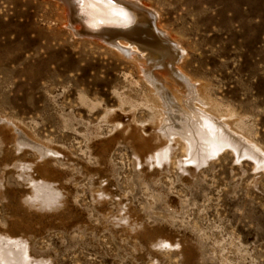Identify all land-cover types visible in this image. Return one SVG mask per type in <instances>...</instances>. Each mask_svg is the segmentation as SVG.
<instances>
[{
    "label": "rangeland",
    "instance_id": "obj_1",
    "mask_svg": "<svg viewBox=\"0 0 264 264\" xmlns=\"http://www.w3.org/2000/svg\"><path fill=\"white\" fill-rule=\"evenodd\" d=\"M133 1L258 157L190 163L175 136L157 159L166 106L145 58L77 34L60 0H0V235L41 264H264V0Z\"/></svg>",
    "mask_w": 264,
    "mask_h": 264
},
{
    "label": "bare ground",
    "instance_id": "obj_2",
    "mask_svg": "<svg viewBox=\"0 0 264 264\" xmlns=\"http://www.w3.org/2000/svg\"><path fill=\"white\" fill-rule=\"evenodd\" d=\"M60 1L73 31L96 36L126 54L145 58L147 68L142 69L143 75L166 106L161 124L166 146L156 154L157 159L167 157V141L173 140L175 136L185 141L189 154L186 161L190 163L204 162L227 146L233 148L238 155L257 156L254 148L245 145L241 141L243 139L229 132L228 123L221 122L210 114L205 97L200 94L203 87H199V82L182 69V65L186 63V49L169 32L159 29V14H152L155 10L151 12L149 5L146 7V4L133 0ZM117 37L129 42L115 39ZM140 50L146 54H141ZM18 140L23 144H30L22 136ZM32 146L41 153L48 150L41 145ZM35 191L44 194V202L54 195L53 189L40 184L35 186ZM0 264L41 263H32L23 241L0 235Z\"/></svg>",
    "mask_w": 264,
    "mask_h": 264
}]
</instances>
